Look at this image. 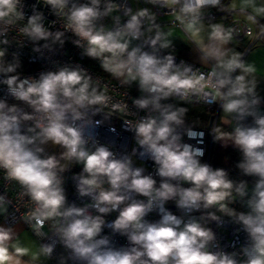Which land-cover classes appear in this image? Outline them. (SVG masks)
Masks as SVG:
<instances>
[{
	"label": "clouds",
	"instance_id": "clouds-1",
	"mask_svg": "<svg viewBox=\"0 0 264 264\" xmlns=\"http://www.w3.org/2000/svg\"><path fill=\"white\" fill-rule=\"evenodd\" d=\"M168 2L179 3V0ZM45 3L57 10L58 15L67 17V27L87 40V55L102 58L106 71L115 75H124L126 71L133 79H138L140 90L147 95L136 99L135 105L159 112V118L140 121L135 133L139 145L158 165V175L164 179L156 187V180L142 175V169H133L127 157L116 159L105 146L88 150L84 130L76 121L84 117L83 109L103 104L107 97L98 94L95 88L89 91L90 77H86L82 70L64 68L41 75L39 80L10 76L3 81L8 92L26 102L37 115L19 113L16 106L8 107L0 101V167L7 170L9 178L26 188L35 202L36 208L30 218L35 220L37 230L45 221L55 220L65 245L87 264H236L229 255L207 250V244L214 239L211 230L194 219L184 223L181 218L163 210L164 203L169 200H175L180 209L187 211L199 209L201 204L205 208L220 205L223 210L225 206L221 202L231 194L233 184L226 178L225 171L201 164L198 157L203 155L202 151L181 144L180 137L175 134L174 126L182 123L181 117L186 110H172L171 105L161 104L162 100L173 95L183 99L189 93H202L214 80L211 85L213 100L223 102L225 113H236L240 119L248 115L255 117L256 126L237 127L232 139L244 155V162L239 167L245 174L260 178L249 201L252 213L240 214L238 220L254 242L247 264H264V115L252 110L258 101H249L245 95L253 91L246 86L245 75L232 76L237 69L244 73H251L254 69L246 67L238 53L227 57L223 46L231 40V31L219 24L212 26L211 43L202 51L206 59L216 61L217 70H213L206 80L203 74L188 75L190 69L183 72L175 69L171 56L160 59L142 52L139 47L128 50L129 41L123 37L138 39L141 36V18L148 16L146 9L131 15L122 30L105 33L94 31V22L113 11L114 4L107 3L101 11V0L72 4L70 8L69 0H45ZM218 3L219 0H184L181 12L195 17L202 7ZM14 5L15 0H0V19L12 13ZM41 19L39 13L31 16L23 31L32 40L51 37L53 42L63 43V33L57 32L53 36L43 27ZM159 39L157 34L152 44ZM125 55L126 59L123 58ZM14 71L13 66L0 67V72ZM33 119L35 128L28 131H39L33 136L21 134V121ZM35 141L41 145L48 142L59 145L64 149L61 159L83 164L87 176H81L78 191L81 196L92 198L94 203L89 207L100 215L89 214L87 208L65 207L66 197L57 174V169L62 171L64 166L55 156L41 158L39 153L43 148L29 147ZM105 178L109 189L103 187ZM169 180L191 186L184 188ZM237 191L243 195V185ZM126 193L147 197V203L132 200L121 209L120 205L129 199ZM154 204L163 215L159 222L150 223L145 217L153 210ZM115 210H119V215L110 227L128 238L133 245L130 249L117 250L109 247L108 238L97 239L105 225L103 216ZM212 218L216 219L215 216ZM10 239L11 230L0 227V264H9L13 260L7 245ZM52 250L51 246L43 248V252L49 255ZM21 252L16 249L17 254Z\"/></svg>",
	"mask_w": 264,
	"mask_h": 264
},
{
	"label": "built area",
	"instance_id": "built-area-1",
	"mask_svg": "<svg viewBox=\"0 0 264 264\" xmlns=\"http://www.w3.org/2000/svg\"><path fill=\"white\" fill-rule=\"evenodd\" d=\"M107 3H112L116 7L108 15L102 16L94 22V31L117 32L123 29L131 15L146 9L148 16L141 18V36L133 39L125 36L123 39L129 41V51L132 48L139 47L142 52L154 54L158 58L171 56L173 58L174 68L183 72L184 69H190L188 75L203 74L206 80L209 74L216 70L212 67L201 68L189 61H186L173 52L171 49H163L160 39L155 45L152 40L159 34L160 19L170 18L167 24L176 26L183 30L185 23L189 21H202L205 23L219 22L224 29L231 31L230 45L234 42H240L249 39V43L243 50L244 55L257 45H264V21L253 17L243 10H230L226 7V0H219L215 6L207 5L200 9L194 17L192 14L181 12L184 0L179 3H169L168 0H101L100 10L103 11ZM72 4H90V0H69L68 8ZM65 9V11L68 10ZM130 10V11H129ZM41 14V23L50 33L55 35L62 32L61 40L53 42L52 38L48 40H32L23 30L28 25V20L35 14ZM241 16H245L242 18ZM251 17V19H250ZM67 17L58 15L57 10L51 5L45 3V0H15L14 11L0 19V60L4 53H9L23 61L24 73L17 74L20 79L39 80L41 75L49 72H58L64 68L82 70L86 77H90L89 84L95 88L97 93H103L107 97L103 104L89 105L83 109L84 117L76 121V124L83 128L86 147L89 151H95L98 146L107 147L116 159L127 157L131 161L133 169H142V175H149L156 180V187H159L162 179L158 175V165L150 158L145 150L139 145L138 137L135 133L136 125L147 118H159V112L149 109H140L134 101L147 94L139 90L133 92L136 85L132 80L122 81L120 78L130 77L126 71L124 75H115L106 71L102 66V58H92L87 55L88 42L84 40L67 27ZM160 35V34H159ZM105 55H108L107 53ZM126 59L125 57H123ZM13 76L0 72V101L6 103L8 107L16 106L19 113L32 114L36 116L34 110L26 102L14 98L9 92L7 85L3 83L5 79ZM139 82V81H138ZM214 80L210 86L204 89L202 93H189L186 98L179 95H173L161 101L166 105L169 100L201 105L205 109V114L210 117V131L193 128L175 127V134L180 137V143L190 145L194 149L202 151L203 155L198 157L201 164L210 166L212 139L216 126L219 121V109L222 101L213 100ZM139 86V83H138ZM207 93V95H205ZM249 101L256 99L247 97ZM258 103L252 106L257 114L264 115V99H256ZM258 109H260L258 111ZM209 121V123H210ZM71 122V121H70ZM228 125L234 129L237 127H254L255 117L245 116L243 119L238 115L231 116ZM29 128H35V119L21 121V134L33 136L35 132H29ZM211 135V138H209ZM30 148L41 147L43 152L39 153L41 158L55 156L63 170L57 169L58 177L61 179V187L66 197L65 207L87 208L89 214L100 215L96 209L89 207L93 204L90 196H81L78 191V185L81 176H87L83 171V164L75 160L61 159L64 149L59 145L47 144L41 145L35 141ZM242 178L248 176L243 169L238 173ZM252 181V179L250 180ZM172 184H177L187 188L191 185L178 181L169 180ZM105 189L110 185L103 184ZM241 195L237 189L225 198L221 203L225 206L222 210L220 205H213L205 208L201 204L199 209L191 211L180 209L176 201L164 203L163 210L181 218L184 223L191 220L202 222L204 228L211 230L214 239L207 244V250L211 253L229 255L236 264H247L249 256L252 254L253 240L245 230L242 222L238 220L242 211L241 203L246 198V193ZM129 199L120 208L131 203L132 200L143 201L147 203V197L136 193H126ZM36 204L27 194L26 188L18 181L11 179L7 175V170L0 167V222L5 225L22 223L24 227L34 235L42 247L51 246V254H46L48 264H87V261L77 258L73 251L68 248L61 239L55 220H47L43 226L37 230L35 220L31 219V213L35 210ZM119 210L112 211L103 216L105 225L97 237L108 238L109 247L117 250L130 249L133 245L128 238L118 232H114L110 227L112 222L118 217ZM163 212L154 204L153 210L149 212L145 220L150 223L159 222ZM248 215V214H245ZM215 216L216 219L212 217ZM183 227V224L181 225ZM146 259V257H145Z\"/></svg>",
	"mask_w": 264,
	"mask_h": 264
},
{
	"label": "crops",
	"instance_id": "crops-1",
	"mask_svg": "<svg viewBox=\"0 0 264 264\" xmlns=\"http://www.w3.org/2000/svg\"><path fill=\"white\" fill-rule=\"evenodd\" d=\"M226 7L230 10H243L264 21V0H226ZM245 18V16H241ZM170 18L160 19L158 28L160 34V42L166 47L163 49H171L178 57L189 61L201 68L216 69V61L214 59H206L202 48L208 46L211 41L209 35L213 25H221L219 22L205 23L202 21H189L184 24L183 30L176 26H170L167 21ZM231 41V40H230ZM249 43V39H244L240 42H234L233 45H224L223 48L227 51V57L233 54H239L240 60L246 67L254 69L251 73H244L241 69H237L233 74V78L237 75H245L246 86L253 89L251 93H245L247 97L256 99H264V45H257L244 55V49ZM217 70V69H216ZM223 103V102H222ZM222 103L219 109V132L234 135L235 129L228 125V120L236 113H225L222 108ZM260 109H258L259 111ZM232 131L226 132L225 129ZM234 147V146H233ZM210 162L212 164H222L218 157H213L211 152ZM245 190V188H244ZM246 193V190H245ZM247 194L242 201L241 207L245 214H251L252 210L249 206ZM0 227L11 230V239L7 242L9 253L13 256V260L9 264H48V257L43 252L42 247L32 233H30L22 223L13 225H5L0 222ZM22 250L20 254L16 253V249Z\"/></svg>",
	"mask_w": 264,
	"mask_h": 264
},
{
	"label": "trees",
	"instance_id": "trees-1",
	"mask_svg": "<svg viewBox=\"0 0 264 264\" xmlns=\"http://www.w3.org/2000/svg\"><path fill=\"white\" fill-rule=\"evenodd\" d=\"M9 66H13L15 68L14 72L7 73L11 75H17L24 73V64L23 61L17 58L16 56H13L9 53H4L2 59L0 60V67L8 68ZM90 85V84H89ZM93 88H91V85L89 87V91H91ZM166 105H171L172 110H176L179 108H183L186 111L184 112L183 116L181 117L182 123L179 125H175L174 127L179 128H193V129H202L206 131H210L209 128V121L210 117L205 114V109L201 105L196 104H190V103H184L174 100H169ZM219 132V126H216L215 132ZM226 132L232 131L231 129L226 128ZM219 158V157H218ZM226 164H212L210 162V167L213 170L220 169L225 171L226 178L230 180L233 184L232 189L230 192H233L234 190L238 189L243 185V188L246 187V184L252 179H255L256 181H259V177L256 175H248L245 178H242L238 175V173L242 170V168L239 167L241 163L244 162V155L240 148L231 147L227 150V152L224 155ZM222 163V162H221Z\"/></svg>",
	"mask_w": 264,
	"mask_h": 264
},
{
	"label": "rangeland",
	"instance_id": "rangeland-1",
	"mask_svg": "<svg viewBox=\"0 0 264 264\" xmlns=\"http://www.w3.org/2000/svg\"><path fill=\"white\" fill-rule=\"evenodd\" d=\"M122 81H126V80H132L136 85H134L133 87V92L138 93L140 88L138 86V79H133L130 77H124V78H120ZM233 135H228V134H224L221 132L216 131L214 133L213 139H212V153H213V157H219V159L221 160V162L223 164H226L224 155L227 152V150L231 147H235V148H239L235 143L234 140L232 139ZM209 138H211V135H209ZM50 145H55L52 142H49ZM258 183V181H256L255 179H253L252 181H249L246 184L245 190H246V194L248 199H252L253 195H254V189L256 187V184ZM173 200H169L166 203H169ZM202 227L203 223L199 222Z\"/></svg>",
	"mask_w": 264,
	"mask_h": 264
},
{
	"label": "water",
	"instance_id": "water-1",
	"mask_svg": "<svg viewBox=\"0 0 264 264\" xmlns=\"http://www.w3.org/2000/svg\"><path fill=\"white\" fill-rule=\"evenodd\" d=\"M211 124V121H210V123H209V125Z\"/></svg>",
	"mask_w": 264,
	"mask_h": 264
}]
</instances>
